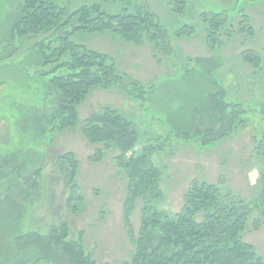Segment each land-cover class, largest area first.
I'll use <instances>...</instances> for the list:
<instances>
[{
    "label": "rangeland",
    "instance_id": "374dc122",
    "mask_svg": "<svg viewBox=\"0 0 264 264\" xmlns=\"http://www.w3.org/2000/svg\"><path fill=\"white\" fill-rule=\"evenodd\" d=\"M22 1L0 0V166L5 162L3 158L25 147L34 146L37 152L45 147L47 158L36 177L37 190L32 189V199L25 201L29 208L22 220L28 231L49 235L55 225L67 223L69 238L81 240L92 260L124 264L133 259L134 244L124 218L129 178L118 165L116 157L120 151L107 148L103 159H92L102 144L87 139L81 125L57 130L48 144L46 135L35 140L27 132L40 119L24 120L26 103L45 90L42 84L45 80L34 78V64L27 62L28 58L33 61L31 49L36 40L22 38L21 48L14 51L17 43L11 39L10 31ZM61 3L69 13L97 3L110 14L119 13L124 7L116 0H61ZM138 3L161 24L159 46L148 39L129 42L111 32H78L72 37L79 44L108 55L123 74L122 82L91 90L79 108L81 119L111 107L132 120L139 131L133 151L138 155L146 149L152 151L151 160L162 172L163 199L158 203L159 210L173 218L182 211L185 194L196 179L240 195L252 215L243 238L264 258V224L257 230L252 225L264 211L259 182L264 173V0H184V3L138 0ZM207 19H216L221 24ZM249 27L253 33L248 32ZM214 29L217 30L213 43L208 34ZM246 52L258 54L254 64L245 59ZM132 83L141 86L136 89ZM212 92H219L218 96L213 97ZM219 101L220 105L222 102L228 106L218 109L216 114L213 103ZM37 112L43 115L41 109ZM229 112L230 116H238L231 129L225 137L213 136L214 128L222 125L217 118ZM37 152L33 150L36 160H42L41 152ZM66 152L75 153L81 161L79 182L86 199L79 212L69 208L68 189L55 166L57 157ZM24 171L27 180L29 166H24ZM16 186L11 189L14 192L10 198L0 200V227L9 228L10 224L17 229L14 217L24 206L16 191L23 185ZM142 208V202L138 201L132 212L131 224L136 231L140 228ZM12 234L8 231L0 234V264H16L20 256L35 264L41 257L40 249L33 241L19 240L17 244L22 251L16 257ZM35 249L40 253L35 254ZM51 264L66 262L56 259Z\"/></svg>",
    "mask_w": 264,
    "mask_h": 264
},
{
    "label": "trees",
    "instance_id": "16d2710c",
    "mask_svg": "<svg viewBox=\"0 0 264 264\" xmlns=\"http://www.w3.org/2000/svg\"><path fill=\"white\" fill-rule=\"evenodd\" d=\"M116 1L124 6L116 14L103 11L98 3L83 5L69 13L61 0L22 1L20 13L10 31L11 39L17 43L14 51L21 48L24 42L22 38L36 40L31 49L33 61L28 58L27 62L34 64V78L37 76L45 80L42 83L45 90L41 91L40 99L39 96L30 98V102L26 103L28 106L24 114L29 117L26 116L24 120L40 119L38 124L34 121L27 132H31L35 140L46 135L48 144L57 130L64 131L81 125L87 139L102 144L92 159H103L107 148L115 147L120 151L116 157L118 165L129 178L124 218L134 244L133 259L124 264H264V258L243 238L252 215L248 203L240 195L206 180L196 179L185 194L182 211L173 218L159 210L158 203L163 199L162 172L151 160L152 151L146 149L142 155L133 151L139 131L133 127L132 120L111 107L92 113L85 120L81 119L79 108L91 90L96 86L106 87L122 82L123 74L116 69L108 55L73 40L74 34L111 32L129 42L140 43L148 39L159 46L157 37L161 33V24L155 16L140 7L138 0ZM178 1L184 3V0ZM207 20L217 22L216 19ZM152 29H155L154 32ZM216 30L208 34L213 43L216 42L213 39ZM248 32L253 33V29L249 27ZM41 34L46 35L42 37ZM36 37L42 39L37 40ZM11 45L7 44L8 47ZM257 56L256 52H246L245 59L254 64ZM199 61L206 62L204 59ZM132 84L136 89L138 85L141 86V83ZM218 93L212 92L210 95L217 97ZM226 106L222 102L220 105V101L213 103V111L217 114L218 109ZM38 109L44 116L39 115ZM237 117V114L230 116L229 112L217 118L222 125L219 129L214 128L213 136L225 137ZM33 150L37 152L34 146L25 147L3 158L5 162L0 166V200L6 196L10 198L14 192L13 186L22 184L23 187L16 191L24 209L14 217L16 221L13 224L18 223L17 229L10 224V229L4 225L0 227V234L3 231L13 232L11 238L15 243L16 257L22 251L17 244L19 240L22 243L23 240L25 243L33 241L42 252L35 264L44 261L51 264L56 259H63L66 264H102L91 259L81 240L69 238L67 223L55 225L49 235L28 231L25 220H22L29 208L25 201L33 197L31 190L37 188L36 177L44 169L43 161L47 158L45 147L39 150L42 160H36ZM24 166H29L30 170L27 180ZM55 166L61 171V178L68 189L69 208L79 212L86 199L79 182L81 161L75 153L66 152L57 157ZM259 182L261 195L264 196V173ZM138 201L142 202L143 208L140 228L136 231L131 217ZM263 224L264 211L252 225L257 230ZM34 252L40 253L36 249ZM15 263L29 264L24 256L18 257Z\"/></svg>",
    "mask_w": 264,
    "mask_h": 264
}]
</instances>
